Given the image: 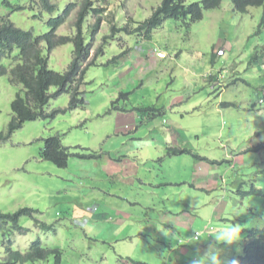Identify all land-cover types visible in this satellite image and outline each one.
<instances>
[{
    "label": "rangeland",
    "instance_id": "obj_1",
    "mask_svg": "<svg viewBox=\"0 0 264 264\" xmlns=\"http://www.w3.org/2000/svg\"><path fill=\"white\" fill-rule=\"evenodd\" d=\"M231 1L188 26L165 20L150 35H112V27L130 23L135 30L162 0L96 1L104 12L94 38L90 15L83 24L87 63L103 52L84 76L85 106L67 110L68 95L51 98L44 112L64 113L26 122L0 145V213L33 209L50 227L26 216L19 220L23 234L0 226V264L9 243L26 253L38 239L60 251V264H189L233 225L239 239L215 247L222 264L242 255L247 231L264 228V196L251 194L264 192V150H254L264 144V8L240 14ZM70 2L51 0L56 10L47 14L29 0H0V21L42 36ZM76 14L57 36L75 35ZM48 56V68L64 73L73 46ZM20 92L0 78V133ZM54 135L70 151L65 168L40 157L43 141ZM168 215L169 226L161 222ZM39 264H55V257Z\"/></svg>",
    "mask_w": 264,
    "mask_h": 264
},
{
    "label": "trees",
    "instance_id": "obj_2",
    "mask_svg": "<svg viewBox=\"0 0 264 264\" xmlns=\"http://www.w3.org/2000/svg\"><path fill=\"white\" fill-rule=\"evenodd\" d=\"M99 0H71L66 5L63 14L55 19L47 21L48 32L42 36H34L30 31H23L16 28L9 20L0 21V78L7 77L12 86H20L21 92L11 102L12 113L5 132L0 133V145L6 143L14 133L26 122L38 119L53 120L58 114L65 111L56 110L50 114L44 112V107L48 105L51 98L61 95L69 96V106L67 110H77L85 106L84 92L81 90L84 76L87 69L95 64V59L102 54L99 48L94 59L87 63L91 47H88L83 34V24L90 15L94 23L90 26L92 38L99 31L102 19L103 7H96ZM222 0H200L198 3L186 5L187 0H162L160 6L155 9L150 18L140 24L135 30L130 28V23L120 29L112 27V35L116 32L126 34L138 33L150 35V33L162 26L165 20L198 22L203 17L204 11L214 10L220 7ZM234 11L246 14L248 8H264V0H232ZM30 5L39 7L47 14L56 10V5L51 0H29ZM23 8H16L15 11H22ZM77 11L74 22L75 35L70 37H59L57 30L66 24L71 14ZM71 44L73 46V57L70 66L64 73H56L48 68V54L55 49ZM45 45L44 47H42ZM44 52L47 54L45 55ZM4 62H8L7 66ZM87 63V64H85ZM85 64V66H83ZM51 88L55 92L50 95ZM223 108L230 104L222 103ZM43 149L40 157L57 168H65L70 157V151L62 147L60 136L54 135L43 141ZM173 155H193L189 149L169 148ZM255 151L264 150V144L258 146ZM79 158L91 156L74 155ZM251 194L264 196L262 191H252ZM37 212L33 209H19L13 214L0 213V226L11 225L20 234L27 232L19 226V220L23 216L34 220L35 224L49 230L46 224L35 218ZM0 227V228H1ZM55 257V264L61 263V253L59 250L43 248L38 239L31 243L26 253L15 251L11 248V243L7 247L5 264H39L50 256ZM230 264H264V228L251 229L247 231V242L243 245V252L240 256H234Z\"/></svg>",
    "mask_w": 264,
    "mask_h": 264
},
{
    "label": "clouds",
    "instance_id": "obj_3",
    "mask_svg": "<svg viewBox=\"0 0 264 264\" xmlns=\"http://www.w3.org/2000/svg\"><path fill=\"white\" fill-rule=\"evenodd\" d=\"M240 231L241 229L239 225H233L226 233L214 238V243L210 244L203 253H201L200 250H196L195 254L190 259L189 264H222L220 250L215 247V244H233L239 239ZM191 239L198 241L199 236L194 233Z\"/></svg>",
    "mask_w": 264,
    "mask_h": 264
},
{
    "label": "crops",
    "instance_id": "obj_4",
    "mask_svg": "<svg viewBox=\"0 0 264 264\" xmlns=\"http://www.w3.org/2000/svg\"><path fill=\"white\" fill-rule=\"evenodd\" d=\"M166 150V149H165ZM165 150H164V152L162 153V154H158L160 157L162 156V155H164V153H165ZM192 153H194V152H192ZM174 217H172L171 215H168L167 217H163V219H161L162 221L161 222H165V223H167L168 224V226H169V224L170 223H174V220H172ZM163 222V223H164ZM159 224L161 225V223L159 222Z\"/></svg>",
    "mask_w": 264,
    "mask_h": 264
},
{
    "label": "built area",
    "instance_id": "obj_5",
    "mask_svg": "<svg viewBox=\"0 0 264 264\" xmlns=\"http://www.w3.org/2000/svg\"><path fill=\"white\" fill-rule=\"evenodd\" d=\"M158 57H160V58H161V57H163V54H161V53H158Z\"/></svg>",
    "mask_w": 264,
    "mask_h": 264
}]
</instances>
